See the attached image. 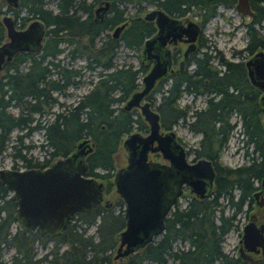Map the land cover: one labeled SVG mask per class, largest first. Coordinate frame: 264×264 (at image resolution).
<instances>
[{
	"label": "trees",
	"instance_id": "obj_1",
	"mask_svg": "<svg viewBox=\"0 0 264 264\" xmlns=\"http://www.w3.org/2000/svg\"><path fill=\"white\" fill-rule=\"evenodd\" d=\"M47 1H18V9L23 8L25 11L20 20L28 16L37 17L46 29L39 51H16L11 60L2 64L0 155L14 129L19 132L10 144L13 149L11 155L13 160L18 159L25 166H34L42 161L21 152V149L28 150L31 146L24 144L22 137L34 129L42 130L44 142L40 147L45 146L49 158L64 154L74 142L87 136L93 145L86 159L88 173L103 177L114 166L113 154L124 134L134 128L146 131V124L139 113L134 109L124 110L120 105L139 87V77L146 71L147 65L140 61L137 66L129 62L117 64L115 52L119 40L128 47L139 48L142 39L148 35L149 24L135 16L125 25L117 39L101 37L105 29L136 13L124 16L123 13L128 12L123 7L113 5L114 15L95 20L91 13L92 2L55 0L54 9L46 5ZM110 1L125 2L126 6L128 1L138 4L141 0ZM234 1L189 0L188 4L199 3L198 8L203 10L202 21H205L216 12L219 4L232 6ZM250 4L253 16L251 26L249 24L246 27L248 39L245 48L254 50L258 46L264 47V34L260 30H264V3L263 0H250ZM2 5H5L4 0H0V12L3 11ZM8 7L5 5L6 9ZM257 25L259 29L255 27ZM3 38L4 30L0 23V41ZM62 42L70 47L62 46ZM77 57H83L84 62L76 65ZM193 59L195 67L192 73L178 78L173 76V81L166 86L163 85L164 81H160L146 95L159 114L160 125L168 128L181 121L194 131L202 130L208 142L219 143L216 157L237 123L230 118L234 113L238 115L241 130L246 136V150L251 144L256 156H253L252 165L244 163L226 170L224 174L234 176L237 181L250 172L255 175L262 173L263 163L257 156L264 153V109L258 102L259 90L248 83L244 75L241 78L234 77L236 73L229 70L239 71L240 62L222 61L218 49L214 47H206ZM216 59L226 64L225 71L219 73L214 68L212 62H216ZM81 68L97 70L96 78L90 80L91 87L79 95L73 104H64L53 92L64 94V88L68 85L81 83ZM189 92L204 94L205 98L203 107L187 115L189 106L180 104L178 97ZM209 92L216 93L217 99L208 96ZM54 104L62 107L52 110ZM10 106L17 107V113L10 112ZM47 114L48 117L45 116ZM201 154L214 155L210 147L202 149ZM48 159L44 158L43 162ZM97 166L105 171H95ZM213 203L214 200H203L198 204H188L186 208H173L164 220L160 235L119 258L120 264H143V261H154L156 264H211L213 259L223 257L218 241L229 223H224L222 219L218 224L215 223L213 218L217 207L212 208ZM14 208L15 202L10 198L9 191L0 184V264H112V250L115 247L113 233L120 226L121 214L113 215L110 210L94 205L92 214L78 212L74 221L68 222L60 234L51 237L52 243L48 245L50 238L39 234L35 228L26 226L23 229H11ZM97 213L99 221L94 231L87 232V224L94 222ZM175 240L186 242V246L173 247ZM38 245L45 248L41 254L37 252ZM7 248L13 251L4 258L3 250ZM219 261L221 264H233L225 258Z\"/></svg>",
	"mask_w": 264,
	"mask_h": 264
},
{
	"label": "water",
	"instance_id": "obj_2",
	"mask_svg": "<svg viewBox=\"0 0 264 264\" xmlns=\"http://www.w3.org/2000/svg\"><path fill=\"white\" fill-rule=\"evenodd\" d=\"M7 5L16 6L18 0H4ZM109 1L103 0L94 7V19H101ZM234 9L245 19L253 16L248 0H235ZM144 20L154 19L157 31L145 36L140 44L139 59L147 63L146 71L139 78V87L124 100L122 109L137 107L147 124V132L130 131L121 140L126 162L113 173L116 192L124 202V228L114 234L118 240L113 259L124 257L151 242L163 230V216L173 193L182 183L189 185V191L198 197L207 193L213 170L210 161L199 157L187 162L182 146L175 140L171 130H160L159 114L152 107L146 95L154 88L157 80L166 76L169 66V50L164 43L171 34L174 38L180 33L186 35L185 58L194 47V37L199 30L196 23L186 21L185 26L159 8L147 9ZM5 39L0 41V68L4 61L17 51H39L42 45L44 23L32 18L22 28H16L12 17L4 12L0 16ZM127 23L124 19L112 27L111 35L117 36ZM177 28L176 32L170 31ZM183 62L180 61V64ZM249 83L260 94L258 102L264 109V49H257L245 62ZM92 149L87 136L80 138L72 150L66 154L53 156L41 168L0 167V184L8 191L15 202L13 212L17 229L26 226L35 228L39 234L49 238L60 234L75 211L86 212L92 203L101 199L102 182L86 175V154ZM148 151H158L169 161V166L147 159ZM163 191L167 198L161 200ZM244 240L252 232V243L263 247L260 229L251 226L244 228Z\"/></svg>",
	"mask_w": 264,
	"mask_h": 264
},
{
	"label": "flooded vegetation",
	"instance_id": "obj_3",
	"mask_svg": "<svg viewBox=\"0 0 264 264\" xmlns=\"http://www.w3.org/2000/svg\"><path fill=\"white\" fill-rule=\"evenodd\" d=\"M85 1L86 2H92L91 13H92V17L94 19V12H93L94 7L98 4H101L103 2V0H96V1L85 0ZM108 1H109L108 7L103 11L101 19H98V20H103L104 16H106V15H110V16L114 15L115 14V10H114L115 8H113V5L115 7L116 6H122L125 9V5H124L125 2L118 1L119 2L118 3L115 1H110V0H108ZM188 1L189 0H150L148 2V1L141 0L138 2V5L135 6L136 10L133 13H123L124 16H125V14L129 15V14L136 13V15H134L132 17L131 16L126 17L127 23L130 21L131 18H134L135 16L138 19L142 20L144 23H148L149 24V29H148L149 31H148L147 36L153 35L157 31V26L155 24L154 19L152 21H148V20H144L141 18L143 13L146 10L143 11L142 14H140L138 12V10H140V9L143 10L145 8L146 4H149V6H150L149 9H152V8L161 9L170 17H173L176 20H178L179 21L178 23H180L181 25L185 26L186 21L191 20L194 23H196L199 27V30L196 33L194 40H193L194 47L190 52H188V55L185 58L183 57V52L189 43V41L184 40V39H186V35L184 33H180V36L174 38V40H173V37L171 34L168 36V39L164 43V48H167L169 50L168 70H167L166 76L157 80L156 83H158L160 81H162V82L166 81V83H169L170 81L171 82L173 81V79H172L173 76L178 78V77L187 76L190 73H192L193 69L195 67L193 58L195 56H197L200 49L203 50V48L209 47L208 42L211 43L210 38L209 37L205 38L201 33L203 26H204V23L207 19L205 21H202L201 12L203 10L198 8V6L200 4L199 3L197 5L195 3L188 4ZM191 1L192 2H195V1L201 2V0H195V1L191 0ZM128 2L131 3L132 1H128ZM248 2H249V6L251 7L250 0H248ZM18 4L16 6L8 5L9 6L8 9H6L5 7L1 8L3 11L0 12V14L7 12L12 17L15 27L16 28H22L23 26H25V24L28 21H30L34 17L28 16V17H26L25 20H20V18L25 13V11L23 8L18 9V6H19ZM5 5H7V4L5 3ZM251 9H252V7H251ZM81 14L84 15V13H81ZM251 19H252V17L249 20L245 19L247 21L245 24V27H244L245 32H246V27L249 26V24L251 22ZM250 26H251V24H250ZM123 28H122V30H123ZM45 29H44V33H45ZM3 30H4V28H3ZM122 30L117 34V36H112L111 32L110 33L106 32V33H104V35L106 37H111V38L117 39L119 37V35L121 34ZM177 30L178 29L176 27L170 29V31H173V32H176ZM44 33H43V38H44ZM43 38H42V42H43ZM3 39H5V32H4V38ZM247 39H248V36L246 34V40L244 41L243 46L240 48L231 49L229 55L232 59H228L225 56H223L219 50H218V55L222 61H224V59H226L228 62H234V63L240 62L241 65L238 67L240 69L239 71H235L232 68H230L229 71L236 73V75L234 76L236 78H241L240 76L244 75V77L247 79V82L249 83L247 75H246V68H245L244 62L249 57H251V55L253 54L254 51H256L257 49H264V47L258 46L254 50L245 48ZM210 47H213V45H211ZM17 51H19V52H31V51H20V50H17ZM15 53H16V51L12 54L11 58L13 57V55ZM11 58L9 60H11ZM139 61H140V59H139ZM180 61H182L183 63L180 64ZM212 63L214 64L213 65L214 68L218 69L219 73H221L222 71H225L226 64L219 63L217 61V59H216V62L213 61ZM144 64H146L148 67L147 63H144ZM1 71H2V66L0 68V72ZM1 74H2V72H1ZM0 79H1V76H0ZM240 85L242 86L243 83H240ZM68 86H72V85H68ZM182 94H184V93H182ZM182 94L178 97V102H179V98L182 96ZM185 94L191 95L192 99L199 96V95L204 96V94H200V93L195 94L194 92H189V93H185ZM215 94L216 93H214V92H209L208 96H213L214 99H217L218 96ZM259 94H260V92H259ZM204 98L205 97H203V99ZM123 102L124 101L121 102V105H120L121 108H122ZM184 104H187V103H184ZM188 106H189V104H188ZM131 109L132 110L134 109L139 113L137 107H132L129 110H131ZM129 110H127V111H129ZM192 112L193 111L189 110L187 112V115L191 114ZM233 115H235V114L232 113L230 116L231 121H233L232 120ZM140 117L142 118L141 115H140ZM236 117L237 118L234 119L237 122L236 125L237 124L240 125V122L238 120V115H236ZM142 120L144 121L143 118H142ZM178 122L180 124H182V126H186V128L188 130H190L191 132H195L198 134V138H197V140L194 141V143L184 142V140H182L176 134L174 126L177 125ZM145 124H146V122H145ZM236 125H235V127H236ZM160 127H161L160 130H171L172 132H174V138L182 146L183 152H184V158L187 162H192V161H195L199 157H204L210 161V165H211L212 170H213V177L210 181V185H209V188L207 190V193L204 196L198 197V196L194 195L192 192L189 191V185L186 183H182L179 187V190L176 193H173L169 197V198H171V202L169 203L167 210L165 212V215L163 216V221H162L163 227H164L165 218L173 210V208L176 207L178 209H181L184 207L186 208L188 204L193 205L195 203L198 204V203L202 202L203 200H214V203L211 206H212V208L217 207V213L213 218L215 223L218 224L220 222V219H222V221L224 223L228 222L229 226L220 234V238L218 241L219 248L224 255H223V257L222 256L219 257L220 259L219 258L213 259L214 261L211 264H214L216 262L221 264V262L219 260H223V258H225V260L227 259V260L232 261L233 264H264V169L262 170V173H259L258 175H255V174L250 172V173H247L242 180L236 181L235 180L236 178L234 176H226L224 173L226 170H228V169L231 170V168H234V167L241 165V164H244V163L238 164L236 166H229L227 164H224L221 161L220 155H221L222 149L225 148V146H226V140L221 147V152L218 153L215 157L216 149L219 147V143L217 141H214L213 143L211 141L208 142V140H206L205 132H203L202 130L201 131H194L186 123H183L181 121H177L176 123L171 124L168 128H163L161 125H160ZM234 128L231 131V134H233ZM133 130H137V129L134 128ZM133 130H131V131H133ZM238 131L241 133V137L245 136V135H243V132L241 130V125L239 126ZM139 132L142 134L146 133L147 132V124H146V131H139ZM126 134H124V135H126ZM122 138H121V140H122ZM76 142H74L72 144V147L67 152H69L70 150H72L74 148ZM249 145H251V144H249ZM120 147L122 148L121 141H120V146H118V148L116 149V151L113 154V159H114L113 165L114 166H113V168L109 169L108 174H106V176H103V177L93 176V175L88 173L89 166H88L86 159H87V156L91 152L92 149L86 154L85 160H86L87 167H88L86 175H91L96 180L102 182L101 199L96 203H92L90 209L86 212L75 211L74 213H72V215L68 221V222L74 221L78 212H82V213H90L91 212V214H92L94 205L101 206L105 210H110V212L113 215L117 214V213L121 214L122 221L120 223V226L113 233V240L115 243L114 248H116V246L118 244V240L114 239V234L117 231L124 228V222H125V218L123 215L124 202L122 200V197L116 192L114 183L112 181L114 171L117 168L121 167L126 162L125 151H124V158L120 159L117 156L118 150L120 149ZM207 147L211 148V151L214 153V155H212V154H208V155L201 154L202 149H204V148L207 149ZM67 152H65L64 154H66ZM64 154H62V155H64ZM246 156H247L248 160L245 163H247L248 165H252L253 156H256V154L252 151V148H251V151L249 153L246 152ZM257 156H258V159L262 160L263 168H264V153L262 155L257 154ZM52 157L53 156H51V158ZM44 158L48 159L49 155L45 154V156L38 158V160H42V161L40 163H38L37 165H34V166H25L23 162L15 159L14 162H12L10 168H15V169L16 168L17 169L18 168H29V167L41 168V167L47 165L51 159V158H49L47 162H43ZM34 159H37V158H34ZM147 159L151 162H157V163H160V164L165 165V166H169V164H170L169 161L167 159L163 158L158 151H148L147 152ZM121 160H123V162ZM15 161H18V162L16 163ZM94 170L98 171V172H102V173L105 171L103 168L98 167V166L95 167ZM111 188L114 190V192L117 195L115 200H112V201H110L108 198H104V194L108 193L111 190ZM166 192L167 191H163L162 196H161V200L167 198L168 195ZM180 197L184 198L183 203H182V201H180ZM98 221H99V214L97 213L96 217L94 218V222L87 224V227L89 225L93 224L94 228H95V224ZM246 225L251 226L255 230L262 228L261 235L263 238V247H260L256 243H252L253 242L252 241V237H253L252 232L244 240V235H243L244 229L243 228ZM87 227H86V230H87ZM93 231H94V229H93ZM93 231H91V232H93ZM160 233L157 236H155L153 239L157 238L160 235ZM224 244H226V245H224ZM224 247H227V249H225ZM120 258H122V257H120Z\"/></svg>",
	"mask_w": 264,
	"mask_h": 264
},
{
	"label": "rangeland",
	"instance_id": "obj_4",
	"mask_svg": "<svg viewBox=\"0 0 264 264\" xmlns=\"http://www.w3.org/2000/svg\"><path fill=\"white\" fill-rule=\"evenodd\" d=\"M264 3V0H263ZM46 5L49 7H55V0H48L46 2ZM138 4L135 2H127L125 9L126 12L128 13H133L136 10V7ZM5 5H2L1 8H4ZM122 7V6H119ZM150 6L149 4L145 5V8L142 10H138L140 14H142L143 11L149 9ZM1 15V14H0ZM246 20L234 9L233 6H224L219 4L216 9V13L212 16H210L204 23L203 29L201 31L202 35L205 38H210L211 43L208 42L209 47L213 45L214 48L218 49L223 56H225L228 59H232L229 55L231 49H236L240 48L243 46L244 41L246 40V33L244 30ZM113 27V26H112ZM112 27H108L105 29V31L102 33L101 37H106L104 33H110L112 30ZM259 29L258 26H255ZM261 32L264 34V30L260 29ZM62 46H65L66 48H69L70 45H67L65 42L61 43ZM207 47V48H209ZM206 48V47H205ZM203 48V49H205ZM201 51V49L199 50ZM139 52L140 48H134V47H128L126 46L121 40L119 46L116 48L115 52V63L121 64V63H131L133 66H137L139 62ZM84 62L83 57H77L75 59V64L79 65L80 63L82 64ZM82 74H81V79L82 82L78 83L75 86H67L64 89L65 94L63 93H57L53 92L56 94V97L59 101L64 102V104H73L77 97L81 95L82 93L86 92L90 87H91V82L90 80H94L97 75V70H89V69H82ZM2 72V71H1ZM0 72V76H1ZM140 78V77H139ZM156 85V84H155ZM163 85L166 86L167 83L166 81L163 82ZM153 90V89H152ZM151 90V91H152ZM150 91V92H151ZM157 95V93H156ZM203 95H199L195 98H191V95L189 94H182V96L179 98V103L184 104L187 103L189 104V110L193 111L194 109H199L203 107L204 105V99ZM113 105H115L113 103ZM62 106H59L57 104H54L52 106V110H60ZM8 110L12 113H17V107L10 106L8 107ZM36 115V114H34ZM48 117L49 115H45ZM236 115L232 116V120L236 119ZM240 125H236L234 128L233 134L229 135L226 141V146L225 148L222 149L220 159L224 164H227L229 166H236L241 163H245L248 158L246 156V147H245V136L243 137L244 139L242 140L241 133L238 131ZM176 134L184 140V142H192L194 143L195 140L198 138V134L195 132H191L186 128V126H182L178 122L177 125L174 126ZM19 132L18 130L14 129L10 133V139L7 142L6 148L4 152L0 155V167H10L13 160V157L11 153L13 152L12 147H10V144L13 141V138L15 134ZM22 142L24 144H30V148L28 150L21 149V152H25L26 155H29L33 158H41L45 156L46 154V149L45 146L43 148L40 147V144L44 142V137L42 135V130L40 129H34L32 130L28 135H25L22 137ZM120 146V145H119ZM247 152L249 153L251 151V145L247 146ZM48 148V147H46ZM120 159L124 158V150L120 147L118 150V155ZM18 160V159H16ZM19 161V160H18ZM18 161H15L16 163ZM123 162V160H121ZM117 197L116 193L114 190L111 188V190L108 193L104 194V198H108L110 201L115 200ZM180 201H184V198L180 197ZM15 227V224L13 223L11 226V229ZM94 229V225L91 224L87 227V232H91ZM49 241L47 242L48 245L52 243V239H48ZM226 245V244H224ZM185 247L186 242L180 241V240H175L173 242V247ZM227 249V247H224ZM45 248L41 247L38 245L37 247V252L38 254L43 253ZM12 248H7L3 250V257L7 258L10 253H12ZM114 252V249L112 250ZM170 260V259H169ZM170 263V262H169ZM112 264H120V259H114ZM143 264H156L154 261H143ZM214 264H219V263H214Z\"/></svg>",
	"mask_w": 264,
	"mask_h": 264
},
{
	"label": "bare ground",
	"instance_id": "obj_5",
	"mask_svg": "<svg viewBox=\"0 0 264 264\" xmlns=\"http://www.w3.org/2000/svg\"><path fill=\"white\" fill-rule=\"evenodd\" d=\"M148 100V99H147ZM150 102V101H149ZM151 104V103H150ZM152 105V104H151ZM153 107V106H152ZM154 108V107H153Z\"/></svg>",
	"mask_w": 264,
	"mask_h": 264
}]
</instances>
